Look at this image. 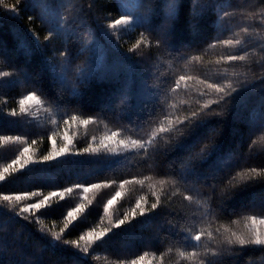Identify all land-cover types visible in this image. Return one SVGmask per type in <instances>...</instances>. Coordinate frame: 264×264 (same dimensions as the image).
I'll list each match as a JSON object with an SVG mask.
<instances>
[{"label": "trees", "instance_id": "obj_1", "mask_svg": "<svg viewBox=\"0 0 264 264\" xmlns=\"http://www.w3.org/2000/svg\"><path fill=\"white\" fill-rule=\"evenodd\" d=\"M5 4L17 0L0 3V73H9L0 76V138L20 139H0V171L28 145L37 146L36 157L48 151L61 121L75 126L77 149L113 132L117 141H148L167 127L165 117L183 120L219 100L202 81L231 85L242 96L210 105L186 137L173 130L146 149L119 145L115 152L50 162L35 157L18 172L9 169L0 197L41 195L15 205L0 199V264H129L141 256L144 264H264V245L224 242L230 235L224 228L247 233L248 217L264 218V0H20L15 11ZM121 16L132 19L108 27ZM142 33L146 39L133 48ZM245 52L243 61L227 59ZM29 92L41 102L21 113L19 100ZM89 118L92 123H81ZM202 142L204 158L191 160ZM133 179L144 183L120 188ZM78 184L101 187L84 192ZM69 187L73 191L52 198L49 207L18 215L27 202ZM153 192L161 197L157 209L114 226L141 196L149 208ZM78 204L88 206L55 241L50 232H59ZM193 223L215 239L205 237L195 248L185 243ZM97 227L111 231L88 253L63 244ZM193 251L190 258L180 254Z\"/></svg>", "mask_w": 264, "mask_h": 264}, {"label": "snow or ice", "instance_id": "obj_2", "mask_svg": "<svg viewBox=\"0 0 264 264\" xmlns=\"http://www.w3.org/2000/svg\"><path fill=\"white\" fill-rule=\"evenodd\" d=\"M20 2V0H17V4ZM0 3H3V0H0ZM17 4H5L4 6L6 8H11L13 11H15ZM175 7L174 4H170L169 8L170 10L173 9ZM171 14V11H170ZM29 19L31 20L32 17H29ZM131 17L130 16H121L119 19H115L113 20V22L108 26L111 29H117L122 25H128L131 21ZM69 23H71V21H68ZM60 25L58 21H53V29H59ZM164 34L166 35V30H163ZM243 31L245 33L248 32L247 28H244ZM52 36V31L49 32L48 37H45V39H48L49 37ZM146 39V37L144 36V34H141V39L137 41L136 45H133V48L138 47L141 43L144 42V40ZM165 41L162 40H157V44L163 43ZM223 44L225 45H239L241 43L240 40H224L222 41ZM63 55V54H62ZM247 52H245L244 55H239V56H229L227 57V59L229 61H243L246 59L247 56ZM66 72H67V66L65 65L62 69H61V74L65 75L66 78ZM9 73H0V76H8ZM186 77L184 76H180V80L183 81L185 80ZM201 83H205L207 88L214 91L215 93L219 94V100H208L207 102H205L201 108L198 111H193L191 113L190 116H185L183 120L180 119H176L175 121L168 119L167 117H165V122L167 124V127H165L164 125H161L156 132L152 133V138H150L148 141H142V140H131L130 142H126L124 140H119L116 141L114 140V138L118 135L117 132H113L110 136L105 137L104 139H102L99 143V146L97 147H92V145L90 144L88 147L80 150L79 152L76 153H72L69 151V142H67V138H66V142L63 145V147H61L60 149H57L55 147V141H53V147L52 149L45 155L43 156V161L44 162H50L62 157H75L78 156L80 154H89V153H96L103 150H108V151H112L115 152L117 151V149H113L111 147H109V143L108 142H112V143H117L119 145H122L124 147V149H127L129 146L133 147V148H137V149H146L149 145H151L152 143V139L155 138L157 135H161V134H165L168 133L170 131L176 130L180 135L183 136H187L189 135L190 131L194 128V126L198 123L201 122L200 120H198V117H206L208 115L209 112L212 111V109L210 108V105H218L221 102H225L227 103L229 100L231 101H236L239 100L242 96V92L238 91L236 88H233L231 85H226V86H221L218 84H208L206 81H202ZM177 87H179V83H177ZM228 89V90H226ZM235 93V95L233 96L232 94ZM26 101H33L36 104H39L40 101V97L36 95L35 92H29V94L25 97H23L22 99L19 100V105H20V112L24 113L27 111L25 105H26ZM11 115L15 116L16 112L13 110V112L11 113ZM71 120L75 121L77 120L76 116H72ZM92 119H84L81 121V123L87 125L92 123ZM65 123H67V121H65ZM180 126H183V128H186L187 131H183ZM0 139L3 140H10V139H14V140H19V137H2ZM208 151L207 146L202 142L199 150H194L191 152L190 154V159L191 160H198V159H203L204 158V154ZM28 152V148H24L23 151L20 152V155L17 157L16 160L12 161V164H9L6 168H4L2 171H0V181H3L5 179V173H7L9 171V169L12 170V172H18L20 170H22L24 168L25 165L29 164V163H33L32 161H30L27 157H26V153ZM19 164V168H15L13 167V165H17ZM252 172H256V169H251ZM144 181L143 180H137V179H133V180H125L120 184V188L122 189L124 187L125 184H143ZM161 184L164 183V181H160ZM107 186V185H105ZM77 189L79 188H83L84 192H88L89 188H99L101 187V185L99 184H93V185H89V186H83V185H76L75 186ZM73 191V189L71 187L66 188L62 191H51L49 192L46 196H43L42 199L37 200V202L35 203H31V204H26L25 206L20 208V211L18 213V215L23 216L24 214L27 213H35L38 210H43L46 207H49V201L52 200V198L54 197H60L61 199L64 198V194L65 192L67 193H71ZM213 191H215V189L213 188ZM41 193L38 191H33V192H25L23 194L20 195H15V196H9V195H4L2 197H0V199H2L3 201H7V202H11L13 203V205H15V203H18L20 201H25L28 200L30 197H38L40 196ZM121 193L119 191L116 192L115 197H113V200H115L116 198L120 197ZM152 195L155 197V202L152 203L150 205L149 208H145L144 205L147 203V198L145 196H141L135 203V206L130 209V211L128 213H125V215L123 216L122 219L118 220L116 222V224L114 225L116 228L121 227L122 225L125 224V222H130L131 219H134L137 215H145L146 212H151L155 209H157L160 205H161V197L156 195V193H152ZM186 200L188 201H192L193 197L191 195H187L184 197ZM113 200H109L108 201V205H105V212H107L108 210V206L111 205L113 203ZM91 202H89L90 204ZM88 205L86 204H78L75 208L71 209L70 211L67 212V215L64 217V226L62 228H60L59 232L56 231H51L50 235L51 237L55 240V241H60L61 240V234L64 233L73 223L74 221L77 219V215L81 212H84L86 210ZM212 213L208 212L205 213L204 216L200 217L201 220L204 219H208L209 216H211ZM248 219L251 221L252 224V228L249 229V231L247 233H236L231 231V229L229 228H224V232H230V235L226 236L224 239V242L228 245H264V234H261L259 231L256 230L255 225L257 223L259 224H264V218L257 220V218L255 216L252 217H248ZM196 224L193 223L191 225V228L189 229H185V243L190 244L192 247H197L199 246L200 242L202 241V239H204L205 237L208 238L209 240H213L215 239V237L213 236V232L212 231H204V230H196ZM111 231V229L109 228H104L101 229L99 232H97L95 230V228L91 229L90 231H88L87 233L81 235L79 237V240H64L63 244L65 245H72L74 246L76 249H80L81 251H83L84 253H88L90 250V247L96 243L101 241L109 232ZM216 233H220V229H215ZM80 241L84 242V246L83 248H81V244ZM182 256H187V257H193L196 256L197 253L195 251L190 252V253H185V252H181L180 253ZM215 254V253H213ZM140 260H143L144 257L141 256L139 257ZM131 264H137L136 260H133L131 262Z\"/></svg>", "mask_w": 264, "mask_h": 264}, {"label": "rangeland", "instance_id": "obj_3", "mask_svg": "<svg viewBox=\"0 0 264 264\" xmlns=\"http://www.w3.org/2000/svg\"><path fill=\"white\" fill-rule=\"evenodd\" d=\"M34 105H37L35 102H33V101H26V105H25V107H26V109H28V108H31L32 106H34ZM66 121V120H65ZM65 121H61L60 123H59V125H58V128H57V130L55 131V133H54V136L52 137V139H51V148L48 150V151H43L42 153H38L37 154V157H36V153H37V146L36 147H33L32 145H28V146H26L25 148H28V152L25 154L26 155V157L30 160V161H34V159L33 158H37V159H40V160H43L42 158H43V156H45L51 149H52V147H53V141H55V147L57 148V149H60L61 147H63V145L65 144V142H66V138H67V142H69V151L70 152H79L80 150H82V149H84V148H80V149H77V147L75 148V143H74V139L76 138V136H77V130H76V128H75V126H73L72 125V123L70 124L68 121H67V123H65ZM109 136V135H108ZM105 137H107V136H104L103 138H101L100 139V141L102 140V139H104ZM114 140H116L115 138H114ZM100 141L99 142H97L95 145H93L92 147H97V146H99V143H100ZM117 141V140H116ZM109 143V147H111V148H113V149H116L118 146H119V144H117V143H112V142H108ZM86 147H88V146H86ZM108 151V150H107ZM17 159V158H16ZM15 159V160H16ZM9 164H12V162H10ZM7 167V165L4 167V168H6ZM13 167H15V168H19L20 166H19V164H17V165H13ZM3 168V169H4ZM2 169V170H3ZM1 170V171H2ZM31 198L32 197H30L28 200H31ZM42 199V198H41ZM39 200V199H38ZM110 200H113V198H111ZM35 202H37V201H33V202H31V201H29V202H27L26 204H31V203H35ZM113 202H114V200H113ZM260 219H262V218H260ZM257 220H259L258 218H257ZM253 226H252V224L250 223V225H249V227H248V231H249V229L250 228H252ZM255 228H256V230L257 231H259L261 234H264V224H259V223H257L256 225H255ZM95 230L97 231V232H99L100 231V229H99V227H97V228H95ZM90 231V230H89ZM88 231H86V233H87ZM240 233H246L245 232V230H242L241 229V231L239 232V234ZM85 234V233H84ZM144 260H145V258L143 259V260H140V259H137L136 261H137V264H144ZM129 264H131V262L129 263Z\"/></svg>", "mask_w": 264, "mask_h": 264}]
</instances>
